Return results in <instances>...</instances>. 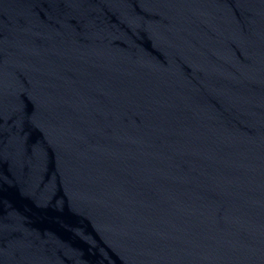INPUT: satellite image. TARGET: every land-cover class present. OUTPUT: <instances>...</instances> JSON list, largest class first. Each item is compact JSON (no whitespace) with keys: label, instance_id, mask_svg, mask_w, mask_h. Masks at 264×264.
I'll use <instances>...</instances> for the list:
<instances>
[{"label":"water","instance_id":"water-1","mask_svg":"<svg viewBox=\"0 0 264 264\" xmlns=\"http://www.w3.org/2000/svg\"><path fill=\"white\" fill-rule=\"evenodd\" d=\"M0 264H264V0H0Z\"/></svg>","mask_w":264,"mask_h":264}]
</instances>
